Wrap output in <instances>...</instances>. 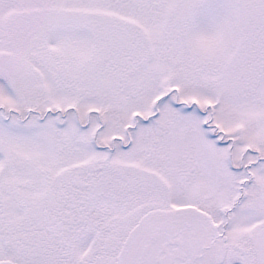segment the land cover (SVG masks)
Segmentation results:
<instances>
[{
	"label": "snow or ice",
	"instance_id": "obj_1",
	"mask_svg": "<svg viewBox=\"0 0 264 264\" xmlns=\"http://www.w3.org/2000/svg\"><path fill=\"white\" fill-rule=\"evenodd\" d=\"M0 264H264V0H0Z\"/></svg>",
	"mask_w": 264,
	"mask_h": 264
}]
</instances>
